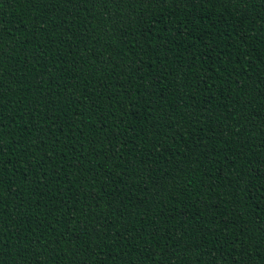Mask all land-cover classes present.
Returning <instances> with one entry per match:
<instances>
[{
	"label": "trees",
	"instance_id": "trees-1",
	"mask_svg": "<svg viewBox=\"0 0 264 264\" xmlns=\"http://www.w3.org/2000/svg\"><path fill=\"white\" fill-rule=\"evenodd\" d=\"M0 264H264V0H0Z\"/></svg>",
	"mask_w": 264,
	"mask_h": 264
}]
</instances>
